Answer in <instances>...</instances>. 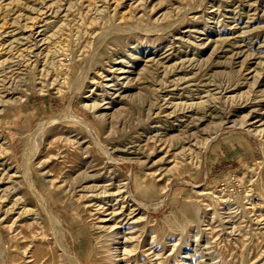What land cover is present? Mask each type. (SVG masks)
<instances>
[{
    "label": "rangeland",
    "instance_id": "rangeland-1",
    "mask_svg": "<svg viewBox=\"0 0 264 264\" xmlns=\"http://www.w3.org/2000/svg\"><path fill=\"white\" fill-rule=\"evenodd\" d=\"M0 264H264V0H0Z\"/></svg>",
    "mask_w": 264,
    "mask_h": 264
},
{
    "label": "bare ground",
    "instance_id": "bare-ground-1",
    "mask_svg": "<svg viewBox=\"0 0 264 264\" xmlns=\"http://www.w3.org/2000/svg\"><path fill=\"white\" fill-rule=\"evenodd\" d=\"M100 40H101V39H100ZM38 41H40V40H38ZM226 49H227V48H226ZM206 107H207V106H206ZM170 111H171V110H170ZM202 117H203V116H202ZM186 124H187V123H186ZM185 219H186V218H185ZM185 219H184V220H185ZM187 221H188V220H187Z\"/></svg>",
    "mask_w": 264,
    "mask_h": 264
}]
</instances>
